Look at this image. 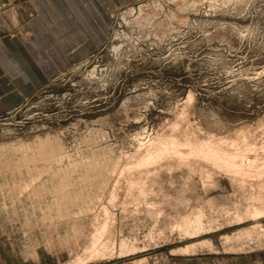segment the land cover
Instances as JSON below:
<instances>
[{
	"label": "rangeland",
	"instance_id": "obj_1",
	"mask_svg": "<svg viewBox=\"0 0 264 264\" xmlns=\"http://www.w3.org/2000/svg\"><path fill=\"white\" fill-rule=\"evenodd\" d=\"M113 1L0 113V264H264V0Z\"/></svg>",
	"mask_w": 264,
	"mask_h": 264
},
{
	"label": "crops",
	"instance_id": "obj_2",
	"mask_svg": "<svg viewBox=\"0 0 264 264\" xmlns=\"http://www.w3.org/2000/svg\"><path fill=\"white\" fill-rule=\"evenodd\" d=\"M2 1H8L10 8L0 10V113L16 107L73 58L98 48L107 36L115 5L113 0ZM22 20L26 35L3 29L15 28Z\"/></svg>",
	"mask_w": 264,
	"mask_h": 264
},
{
	"label": "bare ground",
	"instance_id": "obj_3",
	"mask_svg": "<svg viewBox=\"0 0 264 264\" xmlns=\"http://www.w3.org/2000/svg\"><path fill=\"white\" fill-rule=\"evenodd\" d=\"M11 144V143H10ZM165 146H168V144H167V142H165V144H164ZM172 147H175L176 146V143L173 141L172 142ZM203 145H205V144H203ZM202 145V146H203ZM3 146V145H2ZM170 146V145H169ZM178 146V145H177ZM166 148L167 147H161V146H159L158 147V149H157V154L159 153V152H162V150H166ZM178 149H179V147H177ZM191 149V148H190ZM199 149H202V150H204L205 148H203V147H200ZM176 150V149H175ZM201 150V151H202ZM148 152H147V155H146V157L144 158V159H142V161H151V159L152 158H154L155 157V155H151L152 153H153V151L151 152L150 150H147ZM55 152V151H54ZM202 152H205L204 153V155L201 153V155H203V156H207V155H209V152H210V155L209 156H207V157H211V151H209L208 153H206L207 152V150H204V151H202ZM166 153H168L167 151H166ZM160 154V153H159ZM164 154H165V152H164ZM177 154H178V152H177ZM205 154H207V155H205ZM160 155H158V157H159ZM161 156H163L162 155V153H161ZM158 157H157V155H156V157H155V159L157 158L158 159ZM200 157V156H199ZM212 157L213 158H208V159H213L212 161H214L215 159L214 158H217V159H220V160H222V161H225V163L227 162L226 161V158H220L219 156H217V152L214 150V152H212ZM160 158V157H159ZM156 159V160H157ZM31 160V159H30ZM202 160V159H201ZM140 163V162H139ZM222 163V162H221ZM35 175V174H34ZM12 180V179H11ZM21 180H22V178H21ZM8 182V181H7ZM25 182V181H24ZM252 214H253V216L254 217H257L258 215H264V209H260V208H255L254 210H253V212H252ZM203 216V212H199L197 215H195V217H194V219L192 220V221H190V219L189 218H187V220H188V224H189V226L191 227H195V228H198V227H200V225H201V223H202V221H201V217ZM191 219H192V217H191ZM186 221V220H185ZM204 226H205V224H204ZM194 228V229H195ZM202 228V227H201ZM185 229H187V228H185ZM193 230V229H192ZM200 229H198V231H199ZM203 230V229H202ZM204 230H205V228H204ZM195 231V230H194ZM193 231V232H194ZM207 231V230H206ZM189 233H190V231H189ZM195 233H196V231H195ZM198 233H200V231L198 232ZM187 236V235H186ZM196 236V235H195ZM189 237H191V234L189 235ZM95 245V244H94ZM196 245V244H195ZM190 246H184L182 249H184V250H186V249H190L189 248ZM194 246L192 245V248H193ZM195 248V247H194ZM193 248V249H194ZM181 250V249H180ZM184 250H182L181 252H183ZM191 250V249H190ZM97 252V251H96ZM178 252V251H177ZM184 252H190V251H184ZM183 252V253H184ZM97 254V253H96ZM85 259V258H84ZM86 260V259H85ZM84 260V261H85ZM77 261H79V259H77ZM81 263H82V261H80ZM87 262V261H86ZM71 263V262H70ZM79 263V262H78ZM77 263V264H78ZM84 263V262H83ZM68 264V263H67ZM72 264H74L73 262H72Z\"/></svg>",
	"mask_w": 264,
	"mask_h": 264
}]
</instances>
